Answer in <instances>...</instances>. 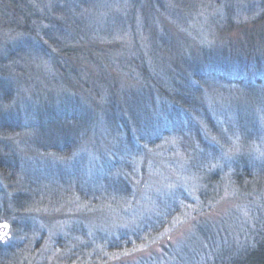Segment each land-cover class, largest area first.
Here are the masks:
<instances>
[{
	"label": "rangeland",
	"instance_id": "obj_1",
	"mask_svg": "<svg viewBox=\"0 0 264 264\" xmlns=\"http://www.w3.org/2000/svg\"><path fill=\"white\" fill-rule=\"evenodd\" d=\"M21 2L25 11L30 7L35 10L27 19L37 37L42 40V33L47 32L60 47L78 52L66 59L78 71L67 82L47 60L26 59V64L18 65L20 73L8 65L4 73L16 76L19 91L10 102L0 101L4 112L21 107L25 99L31 101L36 95L39 99L41 92L33 90V83L53 92L72 89L73 97H87L88 101L92 96L100 106L99 96L91 95L80 80L96 77L102 63L99 58L107 57V47L124 49H114L116 61L134 53L125 52L130 49L129 36L112 42L90 29L110 26L111 21L123 26L132 12L154 16L148 17L147 28L139 32L141 45L145 46L156 30L163 32L162 42L174 44L167 56L170 66H178L180 61L185 70L194 63L190 56L198 62L203 47H214L220 53H214L213 59L219 63V55L221 61L235 63L231 65L236 71L226 75L232 86H201L195 100L198 108L207 112L209 127L217 136L209 135L194 116L193 120L201 123L195 130L199 139H166L165 134L154 143L155 136L148 138L138 157L129 159L133 161L128 162L129 175L123 177L126 182L121 191L116 189L120 177L113 175L108 180V173L99 171L102 159L115 155L110 147L113 140L103 137L104 130L96 125L88 129L79 148L63 157L48 145L44 147L48 143L39 136L37 139L39 132L25 121L14 126L18 131L1 132L0 155L16 175L10 181L0 176V264H214L247 244L256 221L255 208L260 197L264 198L263 188L252 186L245 193L234 190L224 173L222 187L204 202L199 199L201 184L195 169L209 165L199 160L229 165L241 154L254 166H264V71L255 73L253 64L245 61L251 53L257 54L264 65V0H138L136 9L134 0H60L63 14L55 13L53 0H0V56L6 57L22 37L29 36L24 29L12 28L13 4ZM137 23L133 22L139 30ZM57 29L68 31L63 39L52 33ZM157 47L152 43V49ZM240 61L245 67L238 68ZM118 72L110 73L123 87L141 85L142 79L129 80ZM133 74L141 78L138 71ZM261 82L263 86L258 84ZM153 99L154 106L163 102L162 98ZM241 115L252 125L248 129L237 127ZM43 130V137L49 132L58 135L54 129ZM246 133L250 140L242 137ZM200 142L214 154H204ZM98 143L101 146L93 153L92 146ZM217 167L210 164L209 170ZM171 204L174 213L169 223L160 225L166 211L160 206ZM148 218L152 221L149 228L160 226L155 233L149 229L148 236L139 237L134 230Z\"/></svg>",
	"mask_w": 264,
	"mask_h": 264
},
{
	"label": "trees",
	"instance_id": "obj_2",
	"mask_svg": "<svg viewBox=\"0 0 264 264\" xmlns=\"http://www.w3.org/2000/svg\"><path fill=\"white\" fill-rule=\"evenodd\" d=\"M137 1L134 0L133 6H135V9L138 8L136 7ZM53 3L55 4L54 8H56L55 13L63 14V9L59 5L61 3L60 0L58 2L53 0ZM20 4L23 3L13 4L15 17L13 18L14 25L12 28L16 31L24 29L28 31L26 33L29 36L25 35L26 37H22L20 43L14 45L15 48H11L7 55L5 54L6 57L4 55L0 56V101H6V103L15 98L14 95L19 91V81L16 80V76L13 74L9 76V74L6 75L4 73L8 65H12L14 70L20 73L18 65L20 63L22 65L26 64V59L47 60L50 62L51 67L55 68L67 82H70L68 80L72 79L71 74L78 71L74 65L66 60L78 52L74 49L60 47L62 46L60 45L61 43L54 40L47 32L42 33V40L41 37H37V34L29 28L30 21L27 19L28 14L35 12L34 8L30 7L31 10L25 11ZM144 11L142 10L141 12ZM150 11L151 9H149L148 13ZM132 13L131 17L126 19L123 26H119L116 22L111 21L110 26L101 27L100 25L99 27L96 26V30L95 28H92L93 30L90 29L91 31H96L97 36L104 37L107 41L112 42L117 39L121 41L125 36H129L131 41L129 43L130 49H125V52H127L126 55H130L129 52L134 53L133 57L125 58L123 56L116 61L113 53L114 49H118L121 52L124 49L122 50L121 47H107L110 48L109 50L107 49V57L99 58L102 59L100 60L102 63H99V72L96 77H88L84 82L80 80L81 86L84 89H88L91 95L95 94L99 96L97 97V101L100 100V106L95 105V97L91 96L92 99L88 97V101H86L87 97H73L75 93H70L72 89H60L58 92H53L51 89L40 88L36 83H33L35 86L33 90L41 92L42 97H39L41 100L38 99L37 95H34L35 97L31 101H28V99L23 100L21 107L15 106L5 112L0 110V133H6L7 130H9V133L18 131L15 130L14 126H19V124L25 121L32 125L33 129H37L39 132L35 135L37 139L40 137L41 140L48 143L44 147L48 145L52 152L54 151L58 156L62 157L69 155L73 150L80 147L82 139L89 132V128L92 129L94 125H96V128L100 127L104 130V133H102L103 137L105 136L108 140H113L110 147L113 156H115L111 157L110 160L109 157H104L102 159L103 163H100L99 171H106L108 175L105 177L108 180L113 175L120 177L117 181V191L123 189L124 182H126V178L123 177L129 175L130 165L128 162L132 163L133 161H129V159H132V156L134 158L138 157V151L144 150V146L142 145H145V141L148 138L155 136L152 137L155 139L154 143L160 142L162 140L161 135L164 136L165 134L164 137L166 139L168 137L176 139L184 138L185 140L188 138L199 139L195 130L201 123L194 121V116L200 118L202 125L207 128L209 135L217 136L218 133L216 134L213 131L215 129L209 127L207 112L199 109L195 100L201 86L230 87L231 83L226 82L228 79L226 75L229 74V71H233V69L236 71V67L231 65H235V63H225L219 59V55L217 56L219 63L213 59L214 53H220V51L213 50L214 47H203L200 55L197 56L199 58L198 62L190 56L194 63L186 67L185 70L180 68V61L178 63L179 67L173 63H171L173 66H170L167 56L172 52L174 44L170 45L167 40L165 42L161 41L163 35L161 30H156L155 34L149 37L145 46L140 44L139 32L142 33V29L147 28L148 17L154 19V16H137L135 13ZM19 17L20 21H18ZM134 19L138 21L139 30L133 24L135 22ZM14 21L16 22L14 23ZM100 22H102V19ZM54 32L55 37L63 39L68 31L62 32V30L57 29L53 30L52 33ZM87 34L90 35L89 33ZM44 42L49 46L44 44ZM56 43L57 45L55 46ZM152 43L158 45L157 49L151 48ZM175 50L180 49L175 48ZM262 58L257 54L253 55L251 53L245 61L253 64L252 66L256 73L264 71ZM240 62L241 64L243 63L242 61ZM243 66L242 64L238 68ZM133 69L138 71L141 78L133 74ZM112 70H117L120 74L125 73V76L129 80H132L134 77L136 82L142 79L141 85L134 86L133 89L123 87L122 84H119L111 76L110 72ZM7 76L9 77L6 78ZM30 76V78H33L32 75ZM194 82L198 83L197 86H194ZM90 84H96V89H92L89 86ZM258 84L263 86L262 82ZM5 95L10 96L7 97ZM154 96L158 100L162 98L163 102L161 104L157 102L154 106ZM254 97L257 99L258 95ZM85 102H89L90 107ZM191 113L192 116L189 115ZM246 117L244 115L237 123V127L242 130L252 126L246 124L248 123ZM44 127L50 130L54 129L58 135L56 136L55 133L49 132L47 136L43 137L42 132L44 131ZM96 135L98 134L96 133ZM242 137L246 140L247 133L246 135L243 134ZM250 139L251 136L247 140ZM33 145L36 146V144ZM198 145L200 148L203 147L204 154H214L203 143L200 142ZM100 146V143L92 146L91 150L93 153ZM109 156L112 155L110 154ZM5 159L4 156L0 155V176L10 181L9 178L11 179L16 175V170ZM199 161L203 162V164H209L204 169L193 168L201 184L199 199L204 202L209 201L216 194V190L222 187L220 181L224 173H228L229 183L234 190L245 193L250 187L256 186L257 188H263L262 193L264 192V166H254L243 154L229 161V165L218 163L214 159L208 160V158ZM219 161L223 162L222 160ZM213 163L214 165H218L217 169L211 168L213 170H209L210 164L212 165ZM191 165L193 164L191 163ZM120 187L121 189H119ZM261 197V202L260 200L258 202L259 206L255 208L257 215L256 221L253 224L251 240L247 244L239 246L237 251L223 256L222 259L214 264H264V198L261 199ZM160 207L166 209L160 225L163 223L167 225L174 213V206L171 204L169 207H165V205H161ZM151 222L149 218L145 219L137 230H134L135 234L140 237L143 234L148 236L149 231H154L153 233H155L160 225L158 224L155 229H151L154 227H148ZM147 230L149 231L146 232Z\"/></svg>",
	"mask_w": 264,
	"mask_h": 264
},
{
	"label": "snow or ice",
	"instance_id": "obj_3",
	"mask_svg": "<svg viewBox=\"0 0 264 264\" xmlns=\"http://www.w3.org/2000/svg\"><path fill=\"white\" fill-rule=\"evenodd\" d=\"M5 227H7V225H5ZM5 239L7 238V234L5 233V237H4Z\"/></svg>",
	"mask_w": 264,
	"mask_h": 264
}]
</instances>
